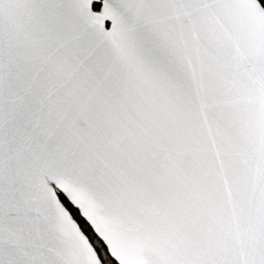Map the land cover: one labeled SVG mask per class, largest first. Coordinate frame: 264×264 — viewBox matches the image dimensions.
<instances>
[{"label": "snow or ice", "instance_id": "1", "mask_svg": "<svg viewBox=\"0 0 264 264\" xmlns=\"http://www.w3.org/2000/svg\"><path fill=\"white\" fill-rule=\"evenodd\" d=\"M0 264H264V0H0Z\"/></svg>", "mask_w": 264, "mask_h": 264}]
</instances>
